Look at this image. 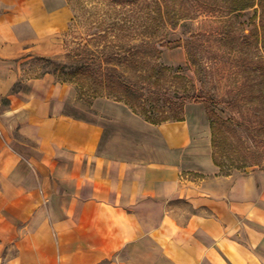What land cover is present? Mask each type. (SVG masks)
<instances>
[{
	"label": "crops",
	"instance_id": "crops-1",
	"mask_svg": "<svg viewBox=\"0 0 264 264\" xmlns=\"http://www.w3.org/2000/svg\"><path fill=\"white\" fill-rule=\"evenodd\" d=\"M0 264H264V173L223 174L208 112L152 123L27 75L68 0H0Z\"/></svg>",
	"mask_w": 264,
	"mask_h": 264
},
{
	"label": "rangeland",
	"instance_id": "rangeland-1",
	"mask_svg": "<svg viewBox=\"0 0 264 264\" xmlns=\"http://www.w3.org/2000/svg\"><path fill=\"white\" fill-rule=\"evenodd\" d=\"M68 3L71 20L57 51L26 60L27 75L50 72L73 82L89 106L93 92L122 95L103 79L111 71L129 85L135 107L154 118L174 115L181 101L200 97L196 109L216 113L221 172L264 173V0ZM165 40L180 45L163 48ZM90 63L89 76L72 74Z\"/></svg>",
	"mask_w": 264,
	"mask_h": 264
},
{
	"label": "trees",
	"instance_id": "trees-1",
	"mask_svg": "<svg viewBox=\"0 0 264 264\" xmlns=\"http://www.w3.org/2000/svg\"><path fill=\"white\" fill-rule=\"evenodd\" d=\"M166 6H167V4H166ZM235 9H231L230 11H234ZM179 45H180V42L177 40H167V41L165 40V42L163 44V48L172 49V48H175ZM163 48H162V50H163ZM162 50L160 51V53H162ZM94 67H95V64H92V63L88 64L87 66L80 65V66H78V68H76L75 72L73 71L72 74L74 76H76V74H77V76L84 78L85 76H89V74L94 71ZM167 67H169V66H167ZM116 77H117V79H115ZM103 79L105 80V82H107V81L109 82V84L107 83V86H114L115 88L120 87V89H118V90H120V92H123L122 95L114 94V91L111 89L112 91L108 95L93 92V95H92L93 97H95V96H107L109 98H113V99L118 100V101H123L126 104H128L135 112L141 114L142 116H144L146 118V120H148L152 123H162V122L168 121V120H182V119H184L183 112L185 109V103H186L185 101H181V103H179V106L177 107L178 110L174 112L175 113L174 115L162 116L160 118L150 117L149 115H146L145 112L141 113L135 107V105L131 102V99L127 98L128 94H129L127 92V90H129L128 88H130V87L127 83L124 84L125 81L121 80L119 75L116 76L111 71H106V74H104ZM114 80H116V81H114ZM192 97L193 98L190 100H192L194 102H202V100H203L200 97H194V96H192ZM207 112H208V116H209L211 128H212V143H213V148H214V129H215V126L217 124V122L215 121L214 115L216 113L211 111L209 108L207 109ZM214 160H215L216 164H218V162L216 161L215 152H214Z\"/></svg>",
	"mask_w": 264,
	"mask_h": 264
}]
</instances>
